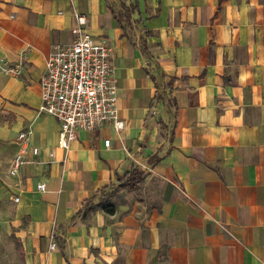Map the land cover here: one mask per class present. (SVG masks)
Wrapping results in <instances>:
<instances>
[{
	"label": "crops",
	"instance_id": "obj_1",
	"mask_svg": "<svg viewBox=\"0 0 264 264\" xmlns=\"http://www.w3.org/2000/svg\"><path fill=\"white\" fill-rule=\"evenodd\" d=\"M73 10L111 45L123 129L79 131L64 153L37 109ZM22 52L18 77L0 73L10 264H264V0H0V58ZM23 129L39 154L9 176Z\"/></svg>",
	"mask_w": 264,
	"mask_h": 264
},
{
	"label": "built area",
	"instance_id": "obj_2",
	"mask_svg": "<svg viewBox=\"0 0 264 264\" xmlns=\"http://www.w3.org/2000/svg\"><path fill=\"white\" fill-rule=\"evenodd\" d=\"M71 41L54 44L46 57L44 73L40 78V105L38 114L55 118L59 129L57 147L66 153L76 140L79 131H93L111 125L119 133L123 122L119 118L117 84L113 74L112 48L105 38L95 39L87 30L86 16L72 11ZM26 53L22 52L14 64L0 58V73L18 77L24 68ZM32 132L20 130L16 136L18 150L12 158L9 176H15L25 163L28 152L38 156L37 147H29ZM110 140H104L109 147ZM49 157L53 154L49 153ZM39 192L45 191L44 183H37ZM18 197L13 198L18 202ZM53 239L49 249L53 250Z\"/></svg>",
	"mask_w": 264,
	"mask_h": 264
},
{
	"label": "trees",
	"instance_id": "obj_3",
	"mask_svg": "<svg viewBox=\"0 0 264 264\" xmlns=\"http://www.w3.org/2000/svg\"><path fill=\"white\" fill-rule=\"evenodd\" d=\"M143 175L141 173H132L120 179V185L133 188L136 183L141 182ZM106 198V197H105ZM104 198V199H105ZM104 202H100L99 205H102ZM107 211H113V209H107Z\"/></svg>",
	"mask_w": 264,
	"mask_h": 264
},
{
	"label": "rangeland",
	"instance_id": "obj_4",
	"mask_svg": "<svg viewBox=\"0 0 264 264\" xmlns=\"http://www.w3.org/2000/svg\"><path fill=\"white\" fill-rule=\"evenodd\" d=\"M2 236H1V238H4ZM2 243H3V246L2 245L0 246V250H1L0 254H9V255L7 257V260L5 258L1 259L0 264H10V251L8 250V247H7V245H10V239L8 240V244H6V241L2 242Z\"/></svg>",
	"mask_w": 264,
	"mask_h": 264
}]
</instances>
